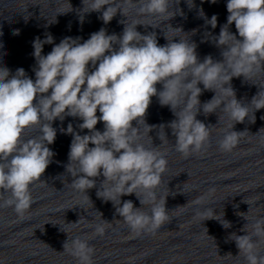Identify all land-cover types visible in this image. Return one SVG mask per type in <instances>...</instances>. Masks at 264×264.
<instances>
[{
  "label": "clouds",
  "instance_id": "9594fccd",
  "mask_svg": "<svg viewBox=\"0 0 264 264\" xmlns=\"http://www.w3.org/2000/svg\"><path fill=\"white\" fill-rule=\"evenodd\" d=\"M171 2L178 5L180 0ZM210 2L215 4L217 0ZM82 3V13L102 12L99 18L105 24L118 12L127 17L130 8H137L139 14L165 16L167 21L178 12L183 15L179 9L169 10L170 0ZM187 4L194 7L193 0H187ZM226 7L227 23L221 26L218 36L212 37L221 49L222 61L206 56L201 62L194 42L181 38L176 42V37L169 40L166 30L167 43L159 45L156 32L141 34L137 25L142 24L122 20L124 29L119 36L109 35L101 28L82 43L80 37H65L47 55H42L43 47L53 44V36L48 33L43 40L36 37L32 42L35 80L23 68L10 74L7 67H0V207H13L23 218L32 203L30 186L42 180L55 155L49 148L57 135L53 122L63 121L66 116L78 117L82 123L77 127L80 131L87 129L88 134L81 135L71 123L60 129L72 136L65 166L73 177L72 187L90 200L87 190L96 187V178L103 176L97 196L111 201L132 231L154 233L169 219L167 196L158 199L156 191L167 160L157 146L146 147L140 142L144 134L151 138L149 133L154 129L167 127L175 137V150L188 156L200 151L210 134L209 126L197 115L201 110L207 116L222 109L234 123L220 140L219 148L231 151L243 133L234 131V125L246 118L254 123L255 111L264 109V87H260L250 104H244L236 98L231 85L233 77L243 76L250 81L254 72L264 68V0H227ZM199 15L211 28L217 27L216 15L207 19L203 9ZM83 18L81 15V22ZM233 23L239 38L230 31ZM168 25L173 31L183 32ZM13 35H19V30H14ZM89 65L94 70L90 71ZM158 84L162 90L158 91ZM204 90L215 95L201 104L199 97ZM154 96L161 106H169L176 117L167 125H148L145 121ZM98 122H103V131L96 129ZM29 131L35 134L27 135ZM163 139H168L166 133ZM138 193H143V198ZM132 194L141 207H135L131 200L121 201L122 196ZM145 205L150 206V211L143 210ZM242 214L245 213H238L246 219ZM197 215L203 217L202 221L216 219L225 229L231 227L212 207ZM103 221L95 227L97 235L102 236L109 223ZM251 229L250 232L247 221L241 230L245 234L233 233L230 238L235 240L246 264H264V250L259 247L264 242V218L252 223ZM63 247L78 264H93L94 249L87 240L76 237L69 243L68 238Z\"/></svg>",
  "mask_w": 264,
  "mask_h": 264
},
{
  "label": "water",
  "instance_id": "95a60500",
  "mask_svg": "<svg viewBox=\"0 0 264 264\" xmlns=\"http://www.w3.org/2000/svg\"><path fill=\"white\" fill-rule=\"evenodd\" d=\"M193 3L194 7L189 8L187 0H180L178 5L170 0L169 10L179 9L183 15L178 12L169 21L165 16L139 14L137 8H130L127 17L118 12L105 24L99 18L102 12H81L82 0H0V67H7L10 74L23 68L35 80L32 42L36 37L43 40L48 33L53 36V44L43 47L42 55H47L65 37H80L82 43L101 28L109 35L119 36L124 29L122 20L142 24L137 25L141 34L156 32L159 45L167 43L166 30L169 40L176 37V42L179 38L194 42L201 62L206 56L222 61L221 49L212 37L218 36L221 26L227 23V0H217L215 4L210 0H193ZM200 9L207 19L217 16L215 29L199 15ZM168 24L183 32L173 31ZM17 29L19 35H13ZM230 31L239 38L234 23ZM89 70H94L91 65ZM231 85L236 98L250 104L260 87H264V68L254 72L250 81L243 76L233 77ZM199 87L203 89L202 84ZM157 89L162 90V85L158 84ZM214 95L211 90L202 91L201 104ZM253 109L254 106L250 108V116ZM261 116L264 109L255 111L254 123L246 118L234 125V131L243 133L231 151L219 148L220 140L234 123L222 109L207 116L201 110L197 115L198 120L209 126L210 134L205 146L188 156L175 150L171 129H154L149 133L151 138L145 133L140 142L146 147L157 146L167 160L156 191L158 199L167 196L165 207L169 219L154 233L140 231L139 234L116 213L111 201L97 196L103 176L96 178V187L86 192L91 201L72 187L73 177L65 167L72 136L60 129H66L71 123L81 135L88 134V130L80 131L77 126L82 120L78 117L55 120L52 126L57 129V135L49 145L55 155L42 180L30 186V207L23 218L13 207H0V264H78L63 247L68 238L71 243L76 237L87 240L94 249L93 264H246L230 237L233 233L244 235L241 230L247 221L251 232V224L264 218V120ZM175 118L169 106H161L158 97H152L145 117L148 125H167ZM96 129L103 131V122H98ZM165 133L168 139H163ZM34 134V131L27 133ZM138 194L143 198V193ZM199 198H203L202 202L195 203ZM125 200L141 207L135 194L122 196L121 201ZM206 207H212L220 217L223 215L222 219L230 222L231 227L225 229L216 219L202 221L203 217L197 213ZM143 210L150 211V206L145 205ZM238 213H245L242 215L247 220ZM103 219L109 223L101 236L95 233V227L103 224ZM259 247L264 250V242Z\"/></svg>",
  "mask_w": 264,
  "mask_h": 264
}]
</instances>
